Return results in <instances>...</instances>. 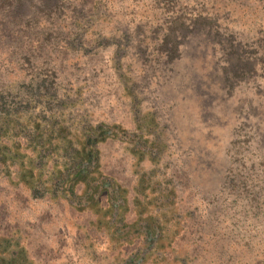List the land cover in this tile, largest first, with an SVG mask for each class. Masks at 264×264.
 Returning <instances> with one entry per match:
<instances>
[{
    "label": "rangeland",
    "instance_id": "rangeland-1",
    "mask_svg": "<svg viewBox=\"0 0 264 264\" xmlns=\"http://www.w3.org/2000/svg\"><path fill=\"white\" fill-rule=\"evenodd\" d=\"M70 1L63 12L67 24L75 14L88 16L100 0ZM106 6L111 15L95 18L87 38L123 39L119 65L123 81L135 87L136 112L115 71V46L83 54L52 52L43 45L33 54L55 64L58 80L79 90L104 123L132 133L138 129L136 113L143 121V140L157 142L154 161L138 159L119 140L96 146L98 171L93 175L108 176L126 197L119 224L137 223L139 210L145 205V217L154 205L155 194L145 188L147 178H141L153 172L158 180L178 182L167 207L182 231L171 246H163L157 262L150 256L144 264H264V0H107ZM201 22L209 23L220 40L219 54L246 65L239 78L223 80L220 56L215 61L208 57L205 74L199 70L193 45L206 30H189L196 24V29H207ZM180 29L187 30V42L168 61L162 41ZM7 48L0 43L5 61ZM3 77L14 86L20 76ZM202 99L210 105L200 107ZM82 191L77 185L75 192ZM27 195L0 179V240L16 242L27 264L120 263L137 247V238L116 248L106 243L103 228H96L97 205L76 212L58 196L30 206Z\"/></svg>",
    "mask_w": 264,
    "mask_h": 264
},
{
    "label": "trees",
    "instance_id": "trees-1",
    "mask_svg": "<svg viewBox=\"0 0 264 264\" xmlns=\"http://www.w3.org/2000/svg\"><path fill=\"white\" fill-rule=\"evenodd\" d=\"M69 2L0 0V43L2 46L8 44V60L0 56V179H5L12 188L20 186L28 194L30 206L58 196H63L60 198L76 212L89 211L97 205L94 212L96 228H103L102 235L107 236L106 243L111 248L132 242L134 238L138 241L126 260L112 264H144L150 256L154 263L166 250L163 246H171L174 236L182 231L176 214L167 207L176 197L178 182L158 180L156 174L153 177V172L141 176L147 178L145 188L155 194V203L145 217L142 216L144 205L139 210L137 223L123 227L119 224V216L127 207L124 193L108 176L93 173L98 171L96 146L100 141L119 140L129 144L133 152L138 153V159L148 157L152 161L158 156L154 150L157 142L143 140V121L136 113L138 129L132 133L104 123L94 115L90 103L83 100L79 90L70 87L62 78L58 80L60 71L55 64L48 59L39 60V63L33 54L36 47L40 50L43 45H48L52 52L65 49L83 54L101 46H115L112 57L115 71L124 94L129 97L131 109L136 112L135 87L123 81L119 65L123 39L87 38L95 18L111 15L107 0L95 3L88 16L83 13L73 15L74 19L67 24L63 12ZM198 24L207 29H196V24L189 31L202 33L206 30V39L197 41L193 46L198 51L192 53L193 58L199 60L198 68L202 74H205L203 66L208 57L215 61L220 56L224 59L220 68L223 80L239 78L246 65L239 59L231 60L223 51V55L219 54L217 50L223 46L211 32L210 24ZM180 31L175 34L171 30L162 41L168 61L177 58L180 45L187 42V30ZM210 33L214 38L210 39ZM10 73L20 76L14 86L6 84L3 77ZM209 105L207 99H202L199 104L200 107ZM79 184L83 188L81 194L75 192ZM11 243L9 238L0 240V264H27L23 251L16 249L17 243Z\"/></svg>",
    "mask_w": 264,
    "mask_h": 264
}]
</instances>
